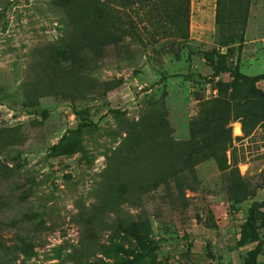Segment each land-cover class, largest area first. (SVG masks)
I'll use <instances>...</instances> for the list:
<instances>
[{
  "label": "rangeland",
  "instance_id": "rangeland-1",
  "mask_svg": "<svg viewBox=\"0 0 264 264\" xmlns=\"http://www.w3.org/2000/svg\"><path fill=\"white\" fill-rule=\"evenodd\" d=\"M185 2L0 0V264H243L256 246L239 241L264 201V99L214 72L264 74V0H229L223 29L217 0L180 24ZM206 101L234 118L212 143L231 138L195 166L178 144Z\"/></svg>",
  "mask_w": 264,
  "mask_h": 264
},
{
  "label": "trees",
  "instance_id": "trees-1",
  "mask_svg": "<svg viewBox=\"0 0 264 264\" xmlns=\"http://www.w3.org/2000/svg\"><path fill=\"white\" fill-rule=\"evenodd\" d=\"M229 0H217L216 2V25L220 28H224L225 18L228 12ZM189 10H190V0H186L184 8L178 11L177 20L180 24L188 25L189 21ZM104 12L108 14L110 11L105 9ZM127 31L123 30L122 36H127ZM221 73H229L233 78L234 84L247 85L253 92V97L255 99H264V91L258 89L256 85L264 81V74L256 76H247L238 70L232 69L230 67H221L215 70L214 77H218ZM248 102V99L241 101V105ZM211 101H206L201 104V110L199 116L191 122V138L188 142L179 143L178 145L181 149L185 150L187 155L193 156L195 161L194 165H198L209 158L217 159L219 163H226V157L224 154L223 161L219 159V156L226 149L227 141L230 140V130H225V135H218V143L213 144L212 138L215 135V127L220 125L225 127L231 120V115L229 112H224L222 114L213 113L207 107ZM264 121V116L256 120L253 125ZM264 201L261 203H254L249 210L246 222L242 227L241 239L239 241V247L245 246V244H256V246L247 253L243 264H258L259 256L262 254L264 246V237L260 234L259 222L264 223ZM130 229L138 234V226L136 223L131 224ZM139 236V235H137ZM20 245L22 247L28 246L29 242L27 236H21L19 238ZM1 263V256H0Z\"/></svg>",
  "mask_w": 264,
  "mask_h": 264
},
{
  "label": "crops",
  "instance_id": "crops-1",
  "mask_svg": "<svg viewBox=\"0 0 264 264\" xmlns=\"http://www.w3.org/2000/svg\"><path fill=\"white\" fill-rule=\"evenodd\" d=\"M247 140H248V139H246V140H244V141H246V142H247Z\"/></svg>",
  "mask_w": 264,
  "mask_h": 264
}]
</instances>
